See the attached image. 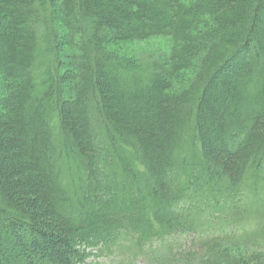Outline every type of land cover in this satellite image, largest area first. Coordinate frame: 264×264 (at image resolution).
Wrapping results in <instances>:
<instances>
[{"label": "trees", "instance_id": "trees-1", "mask_svg": "<svg viewBox=\"0 0 264 264\" xmlns=\"http://www.w3.org/2000/svg\"><path fill=\"white\" fill-rule=\"evenodd\" d=\"M93 256L264 264V0H0V264Z\"/></svg>", "mask_w": 264, "mask_h": 264}, {"label": "rangeland", "instance_id": "rangeland-1", "mask_svg": "<svg viewBox=\"0 0 264 264\" xmlns=\"http://www.w3.org/2000/svg\"><path fill=\"white\" fill-rule=\"evenodd\" d=\"M57 18L53 26H61L62 22ZM59 26V27H60ZM172 39L168 35H155L144 39H131V40H112L107 43L106 48L118 56L126 58H167L171 48ZM68 54L63 55V62L68 60ZM66 64V63H65ZM69 68V67H68ZM186 72L185 74L189 73ZM184 74V76H185ZM181 79H178L177 82ZM184 82V81H182ZM89 264H113L111 258L108 256H93L89 259Z\"/></svg>", "mask_w": 264, "mask_h": 264}]
</instances>
